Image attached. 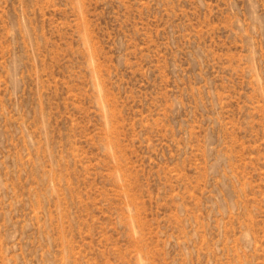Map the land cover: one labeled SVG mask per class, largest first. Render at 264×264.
Here are the masks:
<instances>
[{
    "label": "rangeland",
    "instance_id": "obj_1",
    "mask_svg": "<svg viewBox=\"0 0 264 264\" xmlns=\"http://www.w3.org/2000/svg\"><path fill=\"white\" fill-rule=\"evenodd\" d=\"M0 264H264V0H0Z\"/></svg>",
    "mask_w": 264,
    "mask_h": 264
}]
</instances>
